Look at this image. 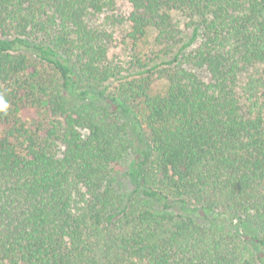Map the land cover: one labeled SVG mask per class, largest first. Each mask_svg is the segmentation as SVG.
I'll use <instances>...</instances> for the list:
<instances>
[{
    "label": "trees",
    "instance_id": "trees-1",
    "mask_svg": "<svg viewBox=\"0 0 264 264\" xmlns=\"http://www.w3.org/2000/svg\"><path fill=\"white\" fill-rule=\"evenodd\" d=\"M128 2L0 0V264H264V0ZM174 11L164 89L124 76Z\"/></svg>",
    "mask_w": 264,
    "mask_h": 264
},
{
    "label": "rangeland",
    "instance_id": "rangeland-1",
    "mask_svg": "<svg viewBox=\"0 0 264 264\" xmlns=\"http://www.w3.org/2000/svg\"><path fill=\"white\" fill-rule=\"evenodd\" d=\"M131 10V4L128 0H115V9L107 10L104 13H101L97 17V21H103L108 14H117L120 16H127ZM173 16L175 21L179 23V26L183 29L184 40H182L179 44H177L173 52L168 55L158 56V49L155 48L154 37L155 33L151 32L148 37H146L140 44V46L134 47L130 40L127 38V34L130 30V26L128 23H124L120 26H116L114 28L115 39L112 43L109 50V57L123 64L125 67L124 76H140V75H150L154 81V90L164 89L166 86V78L164 77V69L170 64H168L173 58L177 55V53H181L183 51H188L196 46L201 37L198 36L193 44H191V40L194 37V25L191 24L192 20L189 17L184 15L181 12H173ZM190 44L188 47L185 45ZM182 49V51H181ZM139 53V56L142 57L143 62L147 65L145 68H137L133 67L131 61L135 57V54ZM249 72H257L264 74V68L261 65L253 67ZM201 76L208 80L209 74L207 71H200ZM246 74L243 75L245 77ZM117 83V82H116ZM120 187L118 190L120 192H131L134 190V180L132 177L127 175L126 171H124L120 178Z\"/></svg>",
    "mask_w": 264,
    "mask_h": 264
},
{
    "label": "clouds",
    "instance_id": "clouds-1",
    "mask_svg": "<svg viewBox=\"0 0 264 264\" xmlns=\"http://www.w3.org/2000/svg\"><path fill=\"white\" fill-rule=\"evenodd\" d=\"M9 105L3 97H0V113L7 114Z\"/></svg>",
    "mask_w": 264,
    "mask_h": 264
}]
</instances>
